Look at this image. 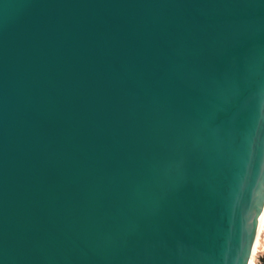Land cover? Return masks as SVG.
<instances>
[{"label": "water", "instance_id": "1", "mask_svg": "<svg viewBox=\"0 0 264 264\" xmlns=\"http://www.w3.org/2000/svg\"><path fill=\"white\" fill-rule=\"evenodd\" d=\"M264 208V0H0V264H248Z\"/></svg>", "mask_w": 264, "mask_h": 264}, {"label": "rangeland", "instance_id": "2", "mask_svg": "<svg viewBox=\"0 0 264 264\" xmlns=\"http://www.w3.org/2000/svg\"><path fill=\"white\" fill-rule=\"evenodd\" d=\"M254 263L264 264V221L262 222L260 233L258 236L256 253L254 254Z\"/></svg>", "mask_w": 264, "mask_h": 264}, {"label": "bare ground", "instance_id": "3", "mask_svg": "<svg viewBox=\"0 0 264 264\" xmlns=\"http://www.w3.org/2000/svg\"><path fill=\"white\" fill-rule=\"evenodd\" d=\"M263 221H264V208H263L261 214H260L259 217H258L257 236H256V240H255V243H254V247H253L252 255H251V258H250V261H249L248 264H255V263H254V254L256 253V247H257V243H258V236H259L260 229H261V225H262V222H263Z\"/></svg>", "mask_w": 264, "mask_h": 264}]
</instances>
